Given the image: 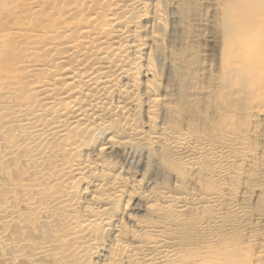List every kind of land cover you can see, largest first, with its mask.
Wrapping results in <instances>:
<instances>
[{
	"label": "bare ground",
	"instance_id": "obj_1",
	"mask_svg": "<svg viewBox=\"0 0 264 264\" xmlns=\"http://www.w3.org/2000/svg\"><path fill=\"white\" fill-rule=\"evenodd\" d=\"M194 3L0 0V264H264V0Z\"/></svg>",
	"mask_w": 264,
	"mask_h": 264
},
{
	"label": "rangeland",
	"instance_id": "obj_2",
	"mask_svg": "<svg viewBox=\"0 0 264 264\" xmlns=\"http://www.w3.org/2000/svg\"><path fill=\"white\" fill-rule=\"evenodd\" d=\"M248 5L251 7L253 4L248 3ZM193 10L196 14L197 19H207V17L213 15V18H211L213 22L208 26L198 27L194 30L193 27H191V25L188 24L187 28L185 27L183 28V33L181 35V39L179 40L181 43L179 45H181V48L183 49L186 48L188 51L192 53L194 52L193 56L195 58H198V56H200L202 60V64H205L206 62V64L208 66H211V68L218 69L220 64V50H221L222 40H221V31H220L219 23L216 21L217 9L213 7L210 9L209 12L208 9L205 10L204 8L203 0H195ZM189 33H191V35H189ZM191 38L193 39V41H189ZM144 168H146L145 164L142 163L139 169L141 171H144Z\"/></svg>",
	"mask_w": 264,
	"mask_h": 264
}]
</instances>
